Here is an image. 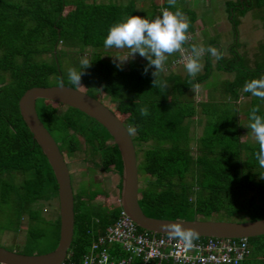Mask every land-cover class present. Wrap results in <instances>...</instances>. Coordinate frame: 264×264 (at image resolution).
I'll list each match as a JSON object with an SVG mask.
<instances>
[{"label": "trees", "instance_id": "trees-1", "mask_svg": "<svg viewBox=\"0 0 264 264\" xmlns=\"http://www.w3.org/2000/svg\"><path fill=\"white\" fill-rule=\"evenodd\" d=\"M230 7L233 29L238 17L248 10L256 11L261 39L251 57L231 47L230 56L217 61L215 68L231 78L214 87L215 92L206 100L195 102L188 92L193 84L210 76L208 60L202 74L190 83L187 73H157L154 77L150 68L144 74L148 63L130 61L123 69L102 58L109 49L103 44L109 28L137 16L131 2L0 0V229L16 232L24 221L23 245L29 248L28 252L14 251L33 254L32 247L42 240L48 241L52 250L58 239L57 215L50 219L41 215L42 205L56 200V183L18 113L17 100L30 87L57 85L60 79L76 88L68 72L62 70L61 59L87 49L91 66L83 70L80 88L97 99L106 96L124 126H136L131 140L138 178H143L137 203L146 216L184 220L239 216L238 221L264 218V168L255 158L259 146L255 139H241L244 130H251V108L259 105V114L264 115V101L243 91L246 81L264 75V0L233 2ZM166 8L170 6L166 4ZM75 62V69L81 70L80 61ZM155 78L167 82L168 88L153 86ZM243 98L248 100L239 107ZM142 106L149 109L146 117L140 115ZM35 112L64 155L79 151L83 144L90 156L97 157L101 171L120 174L118 151L108 143L106 130L93 119L43 99H36ZM198 123L200 132H190ZM98 194L101 192L91 188L85 195L73 193V231L64 261L77 263L96 236L120 215L118 204L109 209L92 204ZM245 243L248 254L236 264H264V234L246 238Z\"/></svg>", "mask_w": 264, "mask_h": 264}, {"label": "water", "instance_id": "water-1", "mask_svg": "<svg viewBox=\"0 0 264 264\" xmlns=\"http://www.w3.org/2000/svg\"><path fill=\"white\" fill-rule=\"evenodd\" d=\"M36 99L54 102L74 108L102 126L110 136L120 158L121 170L118 175V206L140 229L155 234H168V228L182 224L183 228L195 230L199 237L249 238L264 234V218L253 221L235 219L217 220L194 218L159 219L146 216L140 209L139 178L132 135L121 120L101 101L85 93L80 87L72 88L63 84L35 86L23 91L17 100L18 113L28 129L32 140L44 155L56 183L58 218V239L55 247L45 253L21 254L0 246V263L6 264H58L66 255L73 231V192L64 154L59 151L49 132L43 127L35 112Z\"/></svg>", "mask_w": 264, "mask_h": 264}, {"label": "clouds", "instance_id": "clouds-1", "mask_svg": "<svg viewBox=\"0 0 264 264\" xmlns=\"http://www.w3.org/2000/svg\"><path fill=\"white\" fill-rule=\"evenodd\" d=\"M170 7L175 8L177 0H167ZM190 27L189 19L184 13L176 8L175 11L165 8L162 14L153 19H148L141 16H130L126 19L112 25L103 41L105 48L129 49L131 57L139 54L140 57L148 61L144 69V74H147L148 68L154 67L152 73L154 77L159 72L164 71L165 64L169 56L180 53L184 62V68L192 80L195 79L204 67L201 62L205 53L211 54L217 61L223 58L224 53L216 47L203 45H191L190 48H185L189 40L188 29ZM81 70L75 68L69 69L68 79L70 83L76 87H81V77L84 75V69L91 66L87 57H83L80 61ZM58 86L63 88V79L58 80ZM160 86L167 89V82L153 80V86ZM198 83L193 84L194 90H199ZM243 91L251 93L252 96L264 101V75L257 79L246 81ZM140 115L146 117L149 115L147 106H142L139 109ZM261 108L259 105L254 106L250 110L249 127L258 143L259 150L255 153V158L260 167L264 168V115H260ZM136 132V126L130 125L128 133ZM182 224H174L168 228L170 238L178 239L182 242L185 248L192 249L196 245L195 240L199 238V234L190 228H183ZM107 253L104 254V259L101 264H107ZM85 264H89L85 260Z\"/></svg>", "mask_w": 264, "mask_h": 264}, {"label": "built area", "instance_id": "built-area-1", "mask_svg": "<svg viewBox=\"0 0 264 264\" xmlns=\"http://www.w3.org/2000/svg\"><path fill=\"white\" fill-rule=\"evenodd\" d=\"M165 7L160 9L162 10ZM246 238L199 237L195 247L187 249L168 234L140 231L123 212L97 235L77 263L101 264L107 253V264H236L248 254ZM6 264V263H0Z\"/></svg>", "mask_w": 264, "mask_h": 264}, {"label": "rangeland", "instance_id": "rangeland-1", "mask_svg": "<svg viewBox=\"0 0 264 264\" xmlns=\"http://www.w3.org/2000/svg\"><path fill=\"white\" fill-rule=\"evenodd\" d=\"M251 15H248L250 14ZM256 14V11L249 10L246 14L242 16V23L241 26L238 27V37L237 39L242 43V47L238 48L239 53L244 52L248 57H251V55L255 52L256 45L258 41L261 39V28H259V22L257 21L256 17L254 16ZM241 46V45H240ZM73 52V51H72ZM89 54V51L82 52L81 54H76L73 52V58L70 57H64L61 59V68L62 70L69 72V69L76 68V62L75 61H81L83 57H87ZM77 59L75 60L74 59ZM102 58L109 59V60H116L117 63H119L121 66H125L127 60L129 59V56L127 57V49H108V51L102 53ZM143 58V57H142ZM75 60V61H74ZM73 62V63H72ZM221 75L222 78H221ZM231 74L226 72H215L212 70V74L209 78V80L204 83V86H206L207 89L216 87L219 85V83L224 79H230ZM197 96V99H200L203 95L199 94ZM213 95H216L213 93ZM103 99V102L111 109L115 110L114 104L104 95H100ZM100 97V98H101ZM189 97H191V94H189ZM247 98H243L239 102V107L244 106L247 102ZM198 115H196V118ZM241 127H245V123L243 122V119L240 122ZM201 127V123L196 124L193 126V128L190 130V132L193 133H199ZM241 139H249L254 140V135L252 134L251 130H244L241 133ZM65 161L67 163V167L69 168V172L72 174L71 179V185L72 189L74 191H79L83 195L88 192V188L95 189L101 192V194H98L94 197L90 202L92 204H100L104 205L107 209L110 208V206H114L118 204V193L116 190V182L118 179V176L116 173L113 172H103L98 167L97 163V157L96 156H90L87 148L83 144H81V149L75 153H72L70 155L65 154ZM140 179L143 180V178H139V186L142 187V183L140 182ZM41 215L45 219L55 218L57 215V203L56 200H51L50 202H46L41 207ZM198 218V217H197ZM240 217L237 216L233 219H239ZM210 219H218L216 216L210 217ZM2 219L0 220V228L2 227ZM25 236V222L22 221L20 224V227L16 232L12 231H3V229H0V246L10 249V250H16L20 252H28L29 248L26 246V244L23 245ZM19 246V247H18ZM51 248L50 244L46 240H42L39 242L36 246L32 247V253H44L49 251ZM43 251V252H42Z\"/></svg>", "mask_w": 264, "mask_h": 264}, {"label": "crops", "instance_id": "crops-1", "mask_svg": "<svg viewBox=\"0 0 264 264\" xmlns=\"http://www.w3.org/2000/svg\"><path fill=\"white\" fill-rule=\"evenodd\" d=\"M99 1V0H98ZM105 2L106 0H102ZM121 1L123 4L126 2H131L134 8V11L137 16L145 17L148 19H153L158 15H161L160 9L162 7L166 8L167 0H118ZM243 0H177L175 8L170 7L169 10L175 11L176 8H179L184 15L190 21V27L188 29L189 40L185 45V48H189V45H203L205 48L208 46L216 47L218 50L224 53L223 57L228 58L229 51L231 47L239 53L238 48L242 47V43L237 39L238 37V27L241 26L242 23V16L238 17V25L233 29L232 20L234 17V13L230 9H228L230 3H237L242 2ZM249 11V10H248ZM247 11V12H248ZM246 12V13H247ZM245 13V14H246ZM248 15H251L248 14ZM258 21V20H257ZM259 22V21H258ZM260 28V23H259ZM241 45V46H240ZM188 46V47H187ZM115 49V48H111ZM108 51V49H107ZM129 59L126 62L125 66H121L116 60H110L115 62L121 68L125 69L128 62L135 61V62H145L148 61L145 58L139 56V54H135L131 57V52L127 49V57ZM109 60V59H107ZM205 60L210 62L211 68L215 72L216 71V64L217 60L211 56L209 53H205L202 57L201 62L204 65ZM150 70H154V67H150ZM203 69L200 73L197 74L199 76L202 74ZM224 72V71H220ZM168 73H175L181 76H184L187 72L184 68V62L181 57L180 53H175L168 57L165 69L162 72H159L161 75H167ZM227 73V72H226ZM212 71L210 73V76ZM210 76L198 83L200 85L199 90H194L193 87L189 90V94H191V98L193 101H203L210 97L209 94L215 92L213 88L207 89L204 86ZM223 75H221L222 78ZM202 94L203 96L200 99L196 97ZM240 102V101H239ZM239 105V104H238ZM196 119V117H194ZM194 125H192L193 128ZM190 128V130L192 129ZM201 130V127H200ZM200 132V131H199Z\"/></svg>", "mask_w": 264, "mask_h": 264}, {"label": "flooded vegetation", "instance_id": "flooded-vegetation-1", "mask_svg": "<svg viewBox=\"0 0 264 264\" xmlns=\"http://www.w3.org/2000/svg\"><path fill=\"white\" fill-rule=\"evenodd\" d=\"M82 90H83V88H81ZM97 99V98H96ZM99 101H101L108 109H110L104 102H103V99H102V97L100 98V99H98ZM111 110V109H110ZM112 111V110H111ZM66 162V161H65ZM66 165H67V163H66ZM68 168V167H67ZM68 171H69V168H68ZM107 172H113V173H115L114 171H111V170H109V171H107ZM116 175H117V173H116ZM118 176V175H117ZM69 178H70V184H71V179H72V174L69 172ZM117 182H118V179H117ZM117 182H116V190H117V193L119 192V189L117 188ZM140 187V186H139ZM71 189H72V185H71ZM72 192L74 193L75 191L72 189Z\"/></svg>", "mask_w": 264, "mask_h": 264}]
</instances>
